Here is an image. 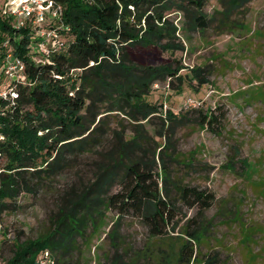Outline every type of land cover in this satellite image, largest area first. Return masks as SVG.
<instances>
[{"label":"trees","instance_id":"1","mask_svg":"<svg viewBox=\"0 0 264 264\" xmlns=\"http://www.w3.org/2000/svg\"><path fill=\"white\" fill-rule=\"evenodd\" d=\"M179 1L178 9L192 10L194 26L203 29L214 19L201 12L205 0ZM221 1L223 14L228 15L252 0ZM52 2L60 6V12L57 17H49L42 28L57 35L61 43L57 49L32 26L18 27L12 16L0 12V91L7 92L0 96V162H4L0 166V212L11 207L13 202L7 201L21 191L35 193L46 188L49 179L59 175L78 155L92 153L100 145L108 124L102 118L90 130L96 115L120 111L134 121L156 117L151 114L157 112V106L146 99L152 85L182 79L180 65L143 66L128 58V50L137 46L178 49L174 44L177 29L166 14L172 0ZM40 42L47 45V53L39 50ZM8 53L23 65L15 78L3 73ZM195 111L201 126L220 134L225 112L202 108ZM168 118L175 117L169 114ZM135 136L116 142V152H111L94 180L79 190L75 200L60 202L49 231L22 241L18 232L14 241L3 240L1 256L7 244L11 253L5 264H39L38 257L45 251L51 264H57L59 258L78 250V240L88 225H96L104 206L118 216L136 212L150 234L159 237L166 235L168 228L174 229L177 208L170 197L171 189L187 207L202 212L212 205L215 196L209 190L174 181L163 164L158 174L153 168L154 160L138 158L135 150L141 149L143 139ZM159 136L167 138L169 134ZM162 149L160 158L166 148ZM114 185L119 189L112 192ZM183 233L186 237L176 257L152 264L197 262L198 231ZM123 255L127 256L125 252ZM136 256L111 264H136L140 260ZM202 264H214V256Z\"/></svg>","mask_w":264,"mask_h":264},{"label":"rangeland","instance_id":"2","mask_svg":"<svg viewBox=\"0 0 264 264\" xmlns=\"http://www.w3.org/2000/svg\"><path fill=\"white\" fill-rule=\"evenodd\" d=\"M179 4L172 0L166 12L177 29L178 49L156 45L128 50L129 60L137 65L182 66L180 81L152 85L146 99L157 106L151 114L156 117L134 121L120 111L96 115L90 130L102 118L108 128L92 153L78 155L46 188L21 191L7 201L13 204L0 212L5 240L14 241L18 232L22 241L49 231L60 202L75 200L116 152V142L136 135L143 139L141 149L135 150L138 158L154 160L158 174L163 164L174 181L209 190L215 196L212 205L202 212L187 207L171 189L177 208L174 229L159 237L150 234L136 212L118 216L101 207L96 225H88L78 240V250L57 264H111L136 255V264L170 261L186 237L184 230L193 229L200 240L193 264L209 256L214 264H264V0H252L228 15L221 0H205L201 12L214 19L203 29L194 26L192 10H180ZM197 108L225 112L220 134L200 125ZM118 189L114 185L111 191ZM10 255L7 244L4 260Z\"/></svg>","mask_w":264,"mask_h":264},{"label":"built area","instance_id":"3","mask_svg":"<svg viewBox=\"0 0 264 264\" xmlns=\"http://www.w3.org/2000/svg\"><path fill=\"white\" fill-rule=\"evenodd\" d=\"M0 12L8 14L15 19L16 26L21 27L25 25L32 26L37 30L40 37L45 38L53 49L61 47L57 35L54 32L47 31L42 28L43 23L49 17H57L60 12V6L55 5L52 0H2L0 4ZM38 48L42 53H47V45L43 42L38 43ZM4 61L3 73L9 78L19 76L23 71L21 60L9 53L6 55ZM5 90L0 91V96H6ZM5 240L3 232L0 229V248ZM39 264H51L52 260L47 251L43 252L39 257ZM51 261V262H50ZM0 264H5L4 258L0 252Z\"/></svg>","mask_w":264,"mask_h":264}]
</instances>
